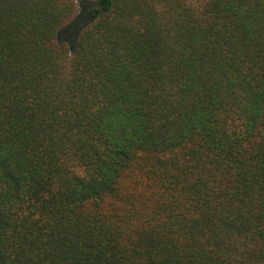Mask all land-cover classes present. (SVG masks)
<instances>
[{"label": "trees", "instance_id": "1", "mask_svg": "<svg viewBox=\"0 0 264 264\" xmlns=\"http://www.w3.org/2000/svg\"><path fill=\"white\" fill-rule=\"evenodd\" d=\"M98 4L0 0V264H264V0Z\"/></svg>", "mask_w": 264, "mask_h": 264}, {"label": "rangeland", "instance_id": "2", "mask_svg": "<svg viewBox=\"0 0 264 264\" xmlns=\"http://www.w3.org/2000/svg\"><path fill=\"white\" fill-rule=\"evenodd\" d=\"M77 2L78 14L59 32V40L61 41L77 36L80 30L91 20L92 11L99 6L98 0H77ZM71 52L73 53L72 50Z\"/></svg>", "mask_w": 264, "mask_h": 264}]
</instances>
